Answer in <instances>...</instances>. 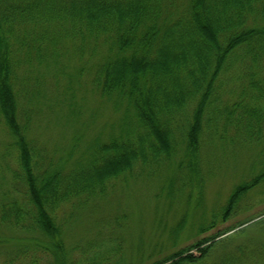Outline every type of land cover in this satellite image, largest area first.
<instances>
[{
  "label": "trees",
  "instance_id": "trees-1",
  "mask_svg": "<svg viewBox=\"0 0 264 264\" xmlns=\"http://www.w3.org/2000/svg\"><path fill=\"white\" fill-rule=\"evenodd\" d=\"M80 77L118 116L108 132L50 151L37 122L59 106L79 123ZM228 139L264 146V0H0V230L13 232L0 235L2 264H134L119 235L127 214L104 221L109 238L68 247L59 212L72 220L118 182L163 166L171 203L198 206L203 149ZM261 183L264 169L205 220L206 236L145 264H216L212 247L234 224L209 230Z\"/></svg>",
  "mask_w": 264,
  "mask_h": 264
},
{
  "label": "rangeland",
  "instance_id": "rangeland-1",
  "mask_svg": "<svg viewBox=\"0 0 264 264\" xmlns=\"http://www.w3.org/2000/svg\"><path fill=\"white\" fill-rule=\"evenodd\" d=\"M75 64L76 60L72 63L73 69ZM86 79L80 77L75 83V102L80 109L79 123L70 121L69 108H65L63 113L59 106L45 108L40 116L35 136L48 150L60 148L61 153L69 146L73 136L77 137L79 133L83 142L101 131L108 132L116 120L118 115L102 104L89 85H84ZM50 88L53 90L54 87ZM89 114L91 119L87 125ZM77 127H80V132H76ZM201 161V173L206 181L200 205L193 204L183 210L184 205L178 195L171 203L163 192L166 177L172 174L165 166L160 167L155 177L152 174L129 176L126 182H118L113 189H109L107 197L88 201L84 210L72 220H67V213L59 212L66 245L71 247L88 239L109 238L107 234L112 228L104 221H113L116 216L124 214L128 216L125 220L127 224L119 229V235L128 263L152 262L206 236L208 233L198 231L200 226L207 225L205 220H211L214 214L221 213L235 186L264 169V146L232 142L230 139L215 141L203 149ZM175 173L176 177L181 175L176 169ZM180 223L181 232L173 236L172 230ZM232 224L233 230L220 237L212 247L216 264H264V183L252 188L238 202L226 223H219L209 232ZM0 235L11 237L13 232L2 229ZM120 242L107 243L103 250L114 249ZM74 251L77 253H73V256L78 257V249ZM190 252L199 255L201 251L195 247ZM2 254L1 264L4 260Z\"/></svg>",
  "mask_w": 264,
  "mask_h": 264
}]
</instances>
